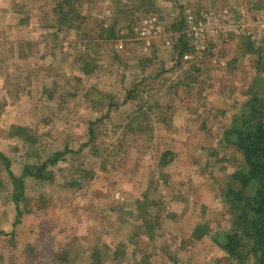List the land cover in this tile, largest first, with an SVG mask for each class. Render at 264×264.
<instances>
[{
    "label": "rangeland",
    "instance_id": "374dc122",
    "mask_svg": "<svg viewBox=\"0 0 264 264\" xmlns=\"http://www.w3.org/2000/svg\"><path fill=\"white\" fill-rule=\"evenodd\" d=\"M60 1L0 0V264H231L194 230L231 228L242 157L220 140L264 55L216 38L182 56L201 10L264 0ZM149 15L164 36L145 48Z\"/></svg>",
    "mask_w": 264,
    "mask_h": 264
},
{
    "label": "trees",
    "instance_id": "16d2710c",
    "mask_svg": "<svg viewBox=\"0 0 264 264\" xmlns=\"http://www.w3.org/2000/svg\"><path fill=\"white\" fill-rule=\"evenodd\" d=\"M60 2H66L57 8L61 14L74 13L73 10L65 11L69 0ZM15 129L21 130V127ZM220 141L225 147L236 149L242 157L239 166L230 173V184L223 193L224 203L232 216L231 228L212 232L201 230L202 225H199L194 235H209L213 245L234 261L231 264H264V79L260 76L230 117ZM61 156L63 152H54L36 168H25L22 177H42L41 172ZM0 157L8 163L1 153ZM7 170L11 182L19 183L21 188L22 177L17 178L8 166ZM16 211L20 216L18 208Z\"/></svg>",
    "mask_w": 264,
    "mask_h": 264
},
{
    "label": "built area",
    "instance_id": "2783aa9c",
    "mask_svg": "<svg viewBox=\"0 0 264 264\" xmlns=\"http://www.w3.org/2000/svg\"><path fill=\"white\" fill-rule=\"evenodd\" d=\"M200 13H204L201 19L193 28V36L197 42L195 47V57L191 58L190 53H184V61L197 62L209 49L211 43L224 40L246 39L253 47L264 55V8H252L245 3L221 4L216 7L209 5ZM157 15H149L140 19L138 31L144 41L145 48L149 47V41L157 37H163L164 31L158 22ZM216 38H220L214 42ZM168 44L167 39L162 40ZM160 44L159 42H156ZM161 45V44H160ZM193 59V60H191ZM195 59V60H194Z\"/></svg>",
    "mask_w": 264,
    "mask_h": 264
}]
</instances>
